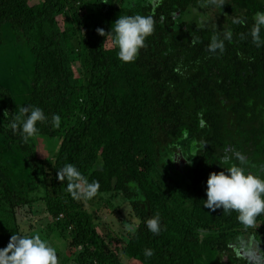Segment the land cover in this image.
<instances>
[{
  "label": "trees",
  "instance_id": "trees-1",
  "mask_svg": "<svg viewBox=\"0 0 264 264\" xmlns=\"http://www.w3.org/2000/svg\"><path fill=\"white\" fill-rule=\"evenodd\" d=\"M212 2L42 0L30 6L29 0H0V46L7 31L33 58L22 104L0 84V170L6 152L16 151L32 177L25 188L24 179L0 171V249L20 234L19 212L42 200L55 219V234L81 249V264H255L234 247L256 228L255 237L264 240V214L248 227L238 213L212 212L204 202L209 175L239 163L224 159L233 150L246 155V172L264 179V47L250 35L264 3H219L224 29L177 17ZM136 14L153 16L155 29L136 61L123 63L111 37L106 41L96 30L110 33L120 15ZM235 18L245 23L234 24ZM228 31L232 39L225 40L223 53L209 52L211 39ZM26 105L49 118L28 141L9 127ZM53 115L61 117L59 128ZM201 115L207 127H200ZM37 137L58 140L50 159L39 158ZM176 154L186 160L179 185L166 169L168 156ZM67 164L100 183L94 199H73L68 182L57 180ZM41 189L43 196L30 197ZM116 200L127 203L136 224L120 242L105 239L90 211ZM155 215L161 217L159 235L146 224ZM115 242L120 246L112 252ZM145 249L155 254L146 258ZM260 255L264 264V248Z\"/></svg>",
  "mask_w": 264,
  "mask_h": 264
},
{
  "label": "clouds",
  "instance_id": "clouds-1",
  "mask_svg": "<svg viewBox=\"0 0 264 264\" xmlns=\"http://www.w3.org/2000/svg\"><path fill=\"white\" fill-rule=\"evenodd\" d=\"M223 6V0H220ZM234 24H244L240 18L233 19ZM114 26V27H113ZM155 29L153 16L148 15H120L112 25L110 33L98 28L97 34L111 37L112 43L118 48V59L123 63H134L139 56L140 50L145 47V42ZM264 30V12H257L250 32L253 43L257 47H264V38L261 32ZM232 33L225 32L223 38L214 36L211 39L208 50L211 53H223L225 40H231ZM106 43V42H105ZM48 116L39 107L23 106L20 114L15 116L9 123L13 132L19 131L22 139L28 141L35 138L39 133V124H46ZM51 123L55 128L61 126L60 115H53ZM201 128L207 127L206 121L199 120ZM204 148L206 144L202 145ZM196 157V156H194ZM226 161L235 160L226 171L211 173L207 180L204 207L215 212L223 209L225 212L238 213V220L245 226L251 227L256 223L257 217L264 214V179L258 175L246 172L247 157L239 151H232L231 155H225ZM191 164V161L188 160ZM58 181H67V190L72 198L80 201L94 199L101 188L98 181L89 182L81 171L73 164H67L56 173ZM147 228L154 235H159L161 217L155 215L146 222ZM132 230L130 225H125ZM152 249H145L144 256L150 258L154 255ZM0 264H59L58 254L55 247L41 237L40 234L21 235L14 233L10 237L7 247L0 249Z\"/></svg>",
  "mask_w": 264,
  "mask_h": 264
},
{
  "label": "rangeland",
  "instance_id": "rangeland-1",
  "mask_svg": "<svg viewBox=\"0 0 264 264\" xmlns=\"http://www.w3.org/2000/svg\"><path fill=\"white\" fill-rule=\"evenodd\" d=\"M42 0H29L30 6H36ZM158 1V0H154ZM226 0H223V2ZM264 3V0H261ZM220 0H213L212 4L202 6L200 10L189 9L183 15L178 14L180 22L200 25L208 21L217 28L224 29L222 20L225 14L220 12ZM111 45V43H109ZM33 68V58L27 47L20 38H14L7 31L4 34V42L0 46V84L8 88L14 95L16 101L22 104L29 92V80ZM36 145L40 159H50L58 148L57 139L47 137H37ZM183 143L180 144V147ZM6 167L2 171L6 177V172L14 179L22 178L27 188L32 180L31 173L24 164V161L16 151L6 152ZM166 169L173 175L178 185L186 178V160L183 155H169L166 160ZM8 178V177H7ZM182 180V181H181ZM43 189H41V192ZM30 194V197L43 196V192ZM28 209V210H27ZM94 221L98 226V231L107 239V235L113 236L117 241L127 239V234L132 233L135 228V219L127 206V203L121 201H112L111 205L98 203L90 208ZM19 233L22 235L40 234L46 239L51 246H55L61 253L59 264H81L79 259L80 248L69 247L68 240L62 239L57 233L55 234V219L49 215L46 203L40 200L32 204L31 208L22 209L18 214ZM125 225H130L132 230H128ZM52 230L53 232H51ZM254 234H244L239 238L237 246L234 247L240 256H244L255 264L262 263L261 252L264 248V240L256 238L255 235L260 233L257 228ZM69 237V236H68ZM68 239V238H67ZM115 246L119 243L109 245L112 252H115ZM118 248V247H117ZM56 249V250H57ZM118 257H121L120 251L117 250ZM59 257V256H58ZM124 260V259H123ZM130 263V261H128ZM134 264V262H131Z\"/></svg>",
  "mask_w": 264,
  "mask_h": 264
}]
</instances>
